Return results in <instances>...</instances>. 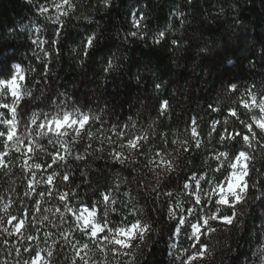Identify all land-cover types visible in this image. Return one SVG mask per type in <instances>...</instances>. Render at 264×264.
Listing matches in <instances>:
<instances>
[{
    "label": "trees",
    "instance_id": "16d2710c",
    "mask_svg": "<svg viewBox=\"0 0 264 264\" xmlns=\"http://www.w3.org/2000/svg\"><path fill=\"white\" fill-rule=\"evenodd\" d=\"M72 3L74 10L68 9L67 5L57 10L55 5L62 4V0H33V3L0 0V77L14 71L12 64L16 62L26 74L24 86L34 85L35 89H40L47 84L58 89V94L51 97L53 103L50 106H37L22 100L17 117L20 137L32 143L25 130V121L33 112L37 115L46 112L51 116L61 109L73 112L74 108H79L84 113L100 117V121L88 127L91 131L99 129L101 139L107 128V136L116 140L110 146L113 151L119 147L120 139L111 130L114 126L125 136L135 138L144 136V130L152 124L155 135L151 130L147 132L146 141L136 150L134 167L141 166V163L150 164L155 172H163L165 168L160 164V158L171 160L169 154L176 156L177 151L182 154L177 157L179 166L174 165V170L166 174L167 178L161 176L159 183L152 181L151 188L142 178L133 190L131 185H122L114 176L106 190L90 194L79 169L69 176L67 182L61 181L59 176L54 178L52 185H46L44 181L31 182L32 171L22 165V160L11 151L13 154L7 157V168L0 171V264H17L21 257L25 261L30 255L24 251L26 244L18 240L12 229L5 231L10 216L17 218L12 225L20 219L25 220L22 231L25 236L33 238L29 242L30 250H43L46 256L51 249L54 252L52 264H72L73 260L80 264L74 257L70 240L75 239L80 245L89 243V239L73 228L67 209L88 207L89 203L94 208H101L103 205L97 201L103 194L116 201L111 205L116 211L109 212V226L125 221V218L129 223L140 222L150 226L145 234L147 246L142 244L140 254L136 256L139 264H177L172 245L176 238H180L182 229L177 231L178 220L170 215V210L178 201L187 198L186 188L182 185L193 187L194 177L211 178L214 173L210 168L216 166L214 155L219 151L240 148L239 143H221L216 132L209 135L213 121L221 122L216 128L222 134L239 132L242 127L240 120L248 119L245 110L239 106L240 98L246 97V89L251 88L256 93L264 89V0H239L243 9L239 16L231 10L220 11L225 7L224 0H110L108 4L99 0H72ZM41 4L48 9L44 15L40 14ZM177 10L182 15H175ZM64 11L68 15H63ZM81 12L90 16L91 22L76 19ZM185 18L187 23L181 25ZM196 21L200 27L194 31ZM238 21L247 25V33L241 32ZM160 33H164L163 37ZM93 34L96 36L95 47L88 50L87 56L80 52L83 67L88 68L90 64L92 67L87 75L83 71H72L67 56L69 45L75 46ZM197 40L210 45L209 55H196L194 45ZM218 41L224 42L222 51L216 49ZM229 55L237 59V65H223ZM114 56L119 59L114 60ZM108 59H112L117 70L104 71ZM29 68H34L37 73L31 80ZM135 74L140 75L139 84L133 83ZM81 77L85 78L87 89L80 84ZM113 84L123 88L120 95L113 93ZM157 84L160 88L156 87ZM231 84L238 86L236 94L231 93ZM238 106L239 119L231 117L229 111ZM214 108L221 110L214 111ZM225 119L227 124L223 123ZM193 121L200 133L199 148L194 146L195 140L191 137ZM125 124L129 125L127 129L123 127ZM28 127L35 128L31 124ZM36 140L43 144L44 151L38 150L33 160L46 168L44 180L53 170L65 174L67 164L63 170L60 164L59 167H47L51 164L49 153L55 155L59 151L61 156L65 155L60 145L55 141L47 143L46 137L36 136ZM184 141L188 143L185 145ZM86 143L81 141L75 145L80 149ZM32 146L39 149L38 144L33 143ZM249 152L261 155L255 142ZM68 163L74 162L68 160ZM116 169H120L119 164L113 165V170ZM143 171L148 176L153 175L146 168ZM123 174L135 175L131 169ZM250 176L251 171L245 179L248 193L252 194L255 190L251 188ZM38 192L42 194L37 195ZM60 193L68 194L63 203L59 199ZM4 204H10V207L5 209ZM255 208L253 205L250 214ZM209 210L210 213L213 211L211 204ZM212 227L218 231L203 237L209 245V254L198 264H223L220 251L223 230L232 225L214 221ZM121 256L124 261L130 259L128 255L110 253L108 264H117ZM93 258L95 264H102L100 257Z\"/></svg>",
    "mask_w": 264,
    "mask_h": 264
},
{
    "label": "snow or ice",
    "instance_id": "6c2138e0",
    "mask_svg": "<svg viewBox=\"0 0 264 264\" xmlns=\"http://www.w3.org/2000/svg\"><path fill=\"white\" fill-rule=\"evenodd\" d=\"M64 5H67L68 9L74 10L72 0H62V4H56L55 7L57 10H60ZM40 11L41 13H47L48 9L42 7ZM62 14L68 15V12L64 11ZM57 19H59V17H57ZM130 35L135 36L136 33H130ZM159 35L163 37L164 33H160ZM95 40L96 36L94 34L87 36V38L83 40L84 56L88 55L89 49L95 47ZM112 69L113 61L112 59H108L104 65V71L109 72ZM26 79V74L19 64L15 65L14 71L10 72L8 76L0 79V94L6 92L7 95L11 96V100L14 101L13 103H9L6 98L0 101V124L5 125V129L0 130V153H2L0 154V171L6 169L8 166V153H3V146L5 144L14 147L16 151H20L19 145L22 143L25 144L26 155L29 160H33L34 154L38 150H44L43 144L36 140V136H39L41 139L46 137L47 143H53V141H55L60 145V150H62L65 155L61 156L59 151H56L55 155L49 153L51 164L47 165L49 168H51L52 165L59 167L61 162L67 161L70 155L71 145L80 143L79 137L87 135L89 140L92 139L93 133L88 125L100 121L99 116H95L90 112L84 113L79 108L73 109L75 115L73 112L64 109H61L60 112L51 116L46 112L40 115L33 112L31 117L25 121V130L29 133L32 143L23 140V138L18 135L20 121L17 117L20 115V103L24 99V85L22 82H25ZM156 87L160 88V85L157 84ZM254 87L253 85V88ZM230 89L232 94H236L239 91L236 84H231ZM245 92L246 97L240 98L239 106H242L245 110L248 119L240 120L242 127L239 132L222 134L216 128V125L221 122L213 121V128L209 135H211L212 132H216L221 143L226 141H231L234 144L239 143L240 148L235 151H219L218 154L214 155L213 159L216 161V166L210 168V171L214 173L211 178H206L205 176L193 178V192L190 195L195 197L194 202L198 205L211 204L213 211L204 218L197 217L198 220L202 219V224H189L187 220L182 221V223L189 224L193 230L190 239L196 242L190 245V248L195 249L194 252L185 249L187 255L183 258L181 264H198L199 261L207 258L209 254V245L205 243L203 237L205 235H212L218 231L217 228L212 227V222L219 221L224 225H232L234 223L236 220L235 210L243 203L248 193V183L245 178L250 174V162L253 161L255 157V155L249 152V149L253 146V142L260 148L261 153H264V89L259 93L254 92L251 88L246 89ZM239 106L229 109L231 117L239 119ZM164 107L167 108L166 103ZM213 110L220 111L221 109L214 108ZM223 123L227 124L228 120L225 119ZM29 124L34 125L35 128H29ZM194 125L195 122L193 121V126L190 128L191 137L195 140L194 146L199 148L201 146V141L199 139L200 133ZM132 126L134 127V125ZM123 127L127 129L129 125L125 124ZM111 130L116 137L120 138L119 148L127 149L129 154H135L136 150L140 148L147 139L146 136L141 135H137L135 138L131 135L125 136L124 132L118 131L116 126ZM224 132L227 133V129H225ZM68 137H70V140ZM104 138L112 140L109 136ZM33 143L38 144L39 149L33 147ZM183 143L186 145L188 141H184ZM184 150L186 151L187 148ZM111 155L117 160L121 158L127 159L123 151H113ZM160 164L168 171H172L174 168L172 160L165 159L163 156L160 158ZM24 166L29 168L34 167L35 169L44 167L41 163ZM56 176H59L60 179L65 182L70 180L67 174H61L53 170L51 174L47 175L44 183L46 185H52ZM221 181H224V183H221ZM205 184L210 185L208 190H205ZM182 186L184 188L188 187L187 184ZM41 194L42 193L39 192L37 193V195ZM168 195L172 196V193H168ZM67 196V193H60L59 199L61 203L67 199ZM213 196H215L216 199H210V197ZM115 203L116 201L114 199L103 194L99 203L103 205V207L94 208L93 205L89 203L88 207L76 209L75 222L82 231V234L89 237V243H80L79 247L73 245L75 249L74 255L82 261V264H93V257L95 256L101 258L102 264H108L107 258L110 253L127 255L128 251L133 248L135 241L143 239L145 234L149 231L150 226L140 222L129 223L127 222V218H125V221L109 226V212L116 211V209L111 208V210H109L108 205ZM217 205L220 207H217ZM9 207L10 204H4L5 209ZM221 208L228 209V214H224L220 210ZM67 210L72 211V209ZM16 219V217L10 216L8 222L13 223ZM44 219L47 220L48 217L45 216ZM25 223L24 219H20L15 223L14 231L21 232L25 227ZM5 231H7V229H5ZM177 231H180V229H177ZM90 244L92 247H90ZM24 251L30 253L29 259L25 260L24 264H52L51 258L54 256V252L51 249L47 251L46 256L43 254V250H30L25 247ZM17 254L19 255V250H17ZM72 264H77V261L73 260Z\"/></svg>",
    "mask_w": 264,
    "mask_h": 264
},
{
    "label": "clouds",
    "instance_id": "9594fccd",
    "mask_svg": "<svg viewBox=\"0 0 264 264\" xmlns=\"http://www.w3.org/2000/svg\"><path fill=\"white\" fill-rule=\"evenodd\" d=\"M27 2L33 3V0H27ZM99 2L102 4H108L110 3V0H99ZM224 4L225 7L221 8L220 10L222 13L226 12V10H231L232 13H235L237 16H239L240 12L243 10L239 6V0H224ZM42 7L45 6L41 4L40 9ZM40 14L44 15L45 13H41L40 11ZM175 15L179 16L182 15V13L177 10ZM76 19L88 20L89 22H91L90 16L85 15L83 12H81L80 15L76 16ZM201 19H203V17H201ZM180 23L181 25H185L187 23V18L181 20ZM238 24L240 25L241 32H248L249 29L247 25H245L241 21H238ZM168 27L171 28V25H169ZM199 27V21H196V23L193 25V30H199ZM167 30L168 29H165V31ZM176 31L179 32L180 30L177 29ZM86 38L87 37H85L84 39ZM84 39H81L79 44L75 46L69 45L67 56L70 61L69 67L72 71H83L85 75H87L88 70L92 67V65L90 64L88 68L83 67L84 61L80 56V52L83 51ZM194 47L197 56H200L201 53H203L204 55L210 54V45H205L199 40L196 41ZM223 48L224 42L218 41L216 43V49L222 51ZM40 59L42 62H44L43 56H41ZM115 59L119 58L114 56V60ZM57 60H59V58H57ZM17 64L19 63L13 62L12 67L14 68ZM223 65L233 67L237 65V59L229 55L223 61ZM112 70H117L116 64L114 62ZM28 75L29 79L31 80L34 75H37L36 70L34 68H29ZM53 75L55 76L54 72ZM4 77L6 76L0 77V79ZM140 82V75L135 74L133 83L139 84ZM80 84L85 89L88 88V85L85 83L84 77H81ZM112 91L115 95H120L123 91V88H118L116 84H113ZM23 93L24 99L27 100L29 104H36L37 106H50L51 103H53L51 97L58 94V89L54 88L52 85L47 84L43 85L40 89H35L34 85H25L23 86ZM59 95H63V93H59ZM6 97V92L0 94V101H3ZM8 102L13 103L14 101L8 100ZM116 103H119V101H116ZM100 111L101 113H103L104 109L101 108ZM154 122L155 121H153V123ZM149 130H151L152 134L155 135V131L152 130V124L150 123L147 126V129L144 130V136L147 137V132ZM108 131L109 130L107 128L104 129V137L107 136ZM92 133L93 135L91 140L87 138V135L78 138L80 142L87 141V143L85 145H82L80 149H77L75 144L71 145L68 160H71L74 163H68V160L60 163V168L62 170L64 169L65 164H67L68 171L65 174H67L68 176H72L76 169L80 170L79 174L85 177L83 183L88 185L90 194L100 192L101 190H106L109 185L112 184L114 176L120 180L122 185H131L133 187V190H136L135 186L137 182L142 178L145 184L150 188L152 187V181L159 183V178L161 176L167 178L166 174L169 171L166 168L163 170V172H155L150 164L141 163V166L134 167L133 164L136 161V154H129L127 149H121L118 147L115 150L128 153L127 159H115L111 155L113 150L110 146L115 144L116 140H108L106 138L101 139L99 129H97L96 131H92ZM169 155L171 157L173 165L179 166L177 157L182 154L177 151L176 156H172L171 154ZM250 163V184L251 188L255 191L252 194H246L243 203L235 210L236 220L232 224V227L223 230L224 234L222 236V244L220 248V251L222 253L221 260L223 261V264H264V183H261V181H264V171H261V168H264V153H261L260 156H255L253 161H251ZM114 164H119L120 169L113 170ZM156 167H159V165H157ZM144 168L147 169V172L153 173V175L148 176L147 173L143 171ZM128 169H131V171L134 172L135 175L125 176L123 172ZM61 181L63 180L61 179ZM77 187H79V185H77ZM125 195H128V193L126 192ZM257 201H259V203H257ZM97 202L100 203V200ZM253 205H255L256 208L255 210H252L250 214V210L252 209ZM108 208L109 210H111V205H108ZM220 210L224 214H228L229 212L228 209L224 208H221ZM147 243L148 241L146 239V236L143 239L137 240L133 248L127 254L130 259L124 261L123 257L121 256L119 260H117V264H139L136 256L140 254L141 245L144 244L146 247ZM17 264H24V258L21 257V260L18 261ZM201 264H203V262H201Z\"/></svg>",
    "mask_w": 264,
    "mask_h": 264
},
{
    "label": "rangeland",
    "instance_id": "374dc122",
    "mask_svg": "<svg viewBox=\"0 0 264 264\" xmlns=\"http://www.w3.org/2000/svg\"><path fill=\"white\" fill-rule=\"evenodd\" d=\"M6 99H8L10 101L12 98L10 95H7ZM4 129H5V125L0 124V130H4ZM18 135L20 136L19 133H18ZM19 148H20V151H16V149L14 147H10L9 145L5 144L3 146V153H8L7 157H10L13 153H15V155H17V158L22 160V162H21L22 165H30V164L38 163L35 160H29L28 159V157L26 155V145L25 144L22 143L21 145H19ZM11 151H14V152L11 153ZM0 154H2V153H0ZM27 169H30L32 171V175L30 178L31 182L34 181V182L39 183V182L44 181V178L46 176V168L45 167H42L41 169H35L34 167H32V168L27 167ZM221 183H224V181H222ZM187 185H188V187L185 190V194L187 195V198H185L184 200L178 201L170 210L172 217L178 220V227L177 228L182 229L180 238H178V239L176 238L175 241L173 242V245H172L174 260L177 262V264H181V261L187 255V253L185 252V249H187L190 252L195 251V249L190 248V245L195 243L196 241L193 239H190L193 230L191 229L189 224L190 223H201L202 224V219L198 220L197 217L199 216L201 218H204L210 213V210H209L210 204H200V205L196 204L194 202L195 197L193 195H190L193 192V187H191L189 184H187ZM204 188H205V190H208L210 188V185L205 184ZM210 199L214 200V199H216V197L213 196V197H210ZM79 208L83 209L85 207L82 206ZM68 213L72 217L73 228L76 229L78 232L82 233V231L78 227L77 223L75 222L76 209L69 211ZM63 214H64V212H63ZM8 220L6 222V229L7 230L12 229L14 231V225H12V223H9ZM184 220L189 221V224L182 223V221H184ZM13 233H14V235L17 236L18 240L21 243L26 244L25 247L30 249L29 242H31L33 240V238L31 236H25L24 231H21V232H15L14 231ZM86 237L89 239L88 236H86ZM24 240H26V242ZM70 241H71L72 250H73V254H74L75 249H74L73 245H76V247H79L80 245L75 239H71ZM90 247H92L91 244H90ZM113 254H115V253H113ZM74 257L79 260V258L76 257L75 255H74ZM93 259L95 260V258H93ZM80 262H81L80 264H82V261H80ZM93 263L95 264V262H93Z\"/></svg>",
    "mask_w": 264,
    "mask_h": 264
}]
</instances>
